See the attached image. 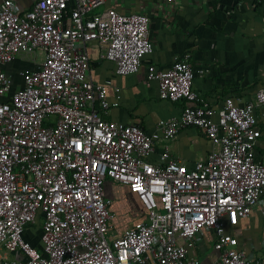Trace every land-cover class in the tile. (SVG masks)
<instances>
[{
  "label": "built area",
  "instance_id": "1",
  "mask_svg": "<svg viewBox=\"0 0 264 264\" xmlns=\"http://www.w3.org/2000/svg\"><path fill=\"white\" fill-rule=\"evenodd\" d=\"M105 2L34 0L22 14L13 0L0 3V264H201L190 251L203 228L214 232L217 264H250L229 227L264 195L255 152L264 89L216 109L193 88L206 69L185 52L165 69L147 68L146 84L157 81L162 99L184 102L177 115L153 131L107 120L108 87L90 76L88 43L119 74L137 72L154 43L148 14L98 12ZM23 54L36 67L16 84L4 65ZM187 127L211 141L205 158L189 167L166 145L149 159L156 142ZM107 179L127 185L146 212L119 236ZM38 228L40 247L31 241Z\"/></svg>",
  "mask_w": 264,
  "mask_h": 264
},
{
  "label": "crops",
  "instance_id": "2",
  "mask_svg": "<svg viewBox=\"0 0 264 264\" xmlns=\"http://www.w3.org/2000/svg\"><path fill=\"white\" fill-rule=\"evenodd\" d=\"M19 13L32 8L34 0H13ZM3 0H0L2 3ZM116 9L123 13L144 12L150 17V31L154 43L151 53L142 58L137 72L119 74L112 61L100 56L96 41L87 45L90 56V76L108 87L110 107L107 120L137 124L153 131L160 119L177 115L184 102H172L159 95L157 81L146 84L147 68L169 67L185 52L191 53L196 74L193 88L199 91L216 109L227 97L240 101L255 100L259 89H264V4L256 0H106L98 12ZM23 61L24 68L36 67L32 58ZM20 60V59H16ZM15 61L4 65L16 84L21 82L19 66ZM21 62V61H20ZM16 74L15 69L19 68ZM261 135L255 145L256 158L264 161V106L256 108ZM172 156L180 158L189 167L205 158L213 145L205 134L195 127L181 130L172 141H158L149 156L157 161L164 146ZM105 196L111 199L110 209L113 236H119L144 219L145 209L138 196L128 186L112 179L104 184ZM238 238V249L251 258L264 262V195L250 215L229 227ZM215 235L210 229H201L191 249L201 264H217L220 252L214 247Z\"/></svg>",
  "mask_w": 264,
  "mask_h": 264
},
{
  "label": "rangeland",
  "instance_id": "3",
  "mask_svg": "<svg viewBox=\"0 0 264 264\" xmlns=\"http://www.w3.org/2000/svg\"><path fill=\"white\" fill-rule=\"evenodd\" d=\"M97 11H98V9H97ZM32 57V55L31 54H23L22 56H21V59H20V61L21 62H23L24 60H26V61H30V59L29 58H31ZM36 63H40V62H42V60L44 59V54L43 53H41V52H37L36 53ZM19 59V58H18ZM19 66L20 67H23L24 65L23 64H19ZM20 68H16L15 69V71H16V74L18 73V70H19ZM39 227V226H38ZM35 231V230H34Z\"/></svg>",
  "mask_w": 264,
  "mask_h": 264
},
{
  "label": "trees",
  "instance_id": "4",
  "mask_svg": "<svg viewBox=\"0 0 264 264\" xmlns=\"http://www.w3.org/2000/svg\"><path fill=\"white\" fill-rule=\"evenodd\" d=\"M16 63H21L23 64V62H20V60H16L15 64ZM20 68V67H19ZM21 68H24V67H21ZM39 233H40V228L37 229V232H36V237H33L31 238V241L34 245H36L37 247H40V243H39ZM30 238V237H29Z\"/></svg>",
  "mask_w": 264,
  "mask_h": 264
},
{
  "label": "water",
  "instance_id": "5",
  "mask_svg": "<svg viewBox=\"0 0 264 264\" xmlns=\"http://www.w3.org/2000/svg\"><path fill=\"white\" fill-rule=\"evenodd\" d=\"M258 3L260 4H264V0H256ZM263 12H264V9H263Z\"/></svg>",
  "mask_w": 264,
  "mask_h": 264
}]
</instances>
